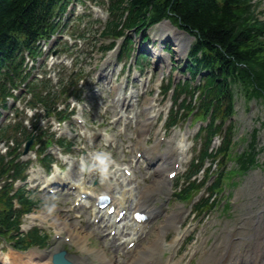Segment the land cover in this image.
I'll return each mask as SVG.
<instances>
[{
  "label": "rangeland",
  "instance_id": "374dc122",
  "mask_svg": "<svg viewBox=\"0 0 264 264\" xmlns=\"http://www.w3.org/2000/svg\"><path fill=\"white\" fill-rule=\"evenodd\" d=\"M90 1L87 0L83 2H79L78 6L76 7L77 13H83L88 12L87 16L85 17L84 21L80 24L79 20L76 21L77 15H71L70 21L67 23V28L65 31H63L64 36L67 37V34L70 37V41H76L75 44L71 46L70 50L68 51V56L65 57V63L59 64L58 66L54 64L52 67L53 69L57 70V68L60 67V70L57 72V75L61 78H66L69 74H71V71H76L79 66H83L85 74H89V72L93 69L94 65L99 61L98 59L100 56H102V51H99L98 47H101L103 45H108L110 43V39L106 37L99 38V32L103 27V22L105 19H103L102 22L95 21L93 18H96L95 13L90 8ZM97 1V0H96ZM259 1L260 8L264 11V0H254ZM103 12L105 14H108L105 6L100 5ZM88 24L89 27H88ZM89 29V37L87 39H81L76 34L78 32H81L83 30ZM73 32H76V34L73 35ZM64 37V38H65ZM137 42L140 38H136ZM60 40H58L57 46L60 45ZM121 45H122V40ZM119 41V42H120ZM66 42V41H65ZM162 44L161 42L157 43ZM65 44V43H64ZM77 44V45H76ZM139 45V43H137ZM56 46V45H55ZM63 46V45H62ZM60 47V46H59ZM57 47V48H59ZM94 48V49H93ZM56 49V48H54ZM91 50V53L84 54V50ZM176 60L177 64H182L184 60H182L181 57H184L183 55L173 54ZM79 58V65H75V61L77 58ZM83 65H82V64ZM44 68H48L47 65ZM153 70L157 72V68L151 67ZM60 72V73H59ZM165 74V70L162 68L159 69V73L155 76L153 71H147V74L145 75L146 78L150 77L149 85L147 86V92L143 94L138 100L139 108L141 112H138V115L140 118L145 117V103L152 97L156 96V103L157 107L162 109L161 110V119H165L166 115L171 114L172 108H177L178 105L168 107L167 111H165L164 106H167L168 102H172L173 95L163 94V87L166 83L165 80L161 82L160 79H158L162 74ZM171 72V71H170ZM176 81H178V78L186 77L188 74L184 73L183 70L180 69L179 72L174 71L173 72ZM77 74V73H76ZM167 77V74L164 76ZM160 81L159 89L157 82ZM152 99V98H151ZM20 103L19 106H23L25 101V97L19 98ZM110 105V104H109ZM15 110H12L8 112V115L5 117V119L13 121ZM104 112V111H103ZM109 114H104L100 110L96 114L90 113L88 117H86L87 125L95 130H99L102 128L100 123H104L103 126L105 129L108 128L109 132L111 134H114L116 137L117 146L116 147H106L102 140L96 139L94 143L87 142L86 138L83 137V135H80L79 132L81 131V128L77 125H72V134L62 133L61 130L55 129V126H57V122L54 121V119H50L51 122L42 119L41 124L45 127L48 126L53 134H56L54 137L56 139H64L66 142H72L73 145L65 153V150L63 152L65 155H71L73 159H75V156H79V163L74 169L73 177H77L80 175L83 164H82V157H87L86 161L91 160V154L90 151L94 149H99L100 152H104L105 150L110 151L113 156L114 160H109L112 164L109 167L112 168L115 164H136L137 165V180L136 184L139 188V190H144L148 184H151L154 179L158 178V174L154 172L152 175L148 172V169L143 167L142 162H135L137 156L134 152V147L137 142V139L139 137L134 135L135 131L140 130V126L137 122L129 120L128 124H123L122 121H120L116 125H112L109 123L108 118L111 117L116 113V109L114 106H110V109L108 111ZM21 117L24 115L28 116V127L32 128V116L29 110L28 114L23 113L19 114ZM159 115V114H158ZM8 117V118H7ZM42 117V116H41ZM27 118V117H26ZM169 117L166 121V126L164 128H167V137L168 140L173 134V130L181 128L183 131L187 130L188 124L192 125L195 122L194 116L184 117L183 120H181L176 126L174 127H167V123L169 121ZM235 119V147L234 152L237 153L239 151L244 150V148L247 147V143L250 140L251 132L254 128L258 127V143L257 148L260 150L258 154V159L261 163H259V166H256L249 171L245 172L244 175H235L231 179L226 180V188L223 190V192L218 193L216 196L217 204L213 207L212 211L200 213L196 212L195 209L193 210L192 205L190 204V201H180L177 199L175 192L177 188V179L180 176V180L178 183L180 185L183 183L184 178H182V175L185 173V171L190 167L191 161L197 157H199L200 151L202 147L204 146L205 139L203 136L197 137L195 135L190 136V154L191 157L185 160V162L182 165L181 170L177 174L176 178L167 186H163L162 192L159 194V197L156 199H152L153 204H158L162 208L165 209V212L167 213H174L178 214V212L181 209L187 208L188 211L186 212L184 218H182V222L178 223L176 228L170 226L167 227V231L169 233L165 236H167V243H170L172 240H174L178 233L186 232L185 239L181 243L179 250L176 252L175 257L171 264H201L202 260H206L207 264H214V259L211 258L214 254L219 255L221 252H224L226 255L225 257H228V254L226 252L227 245L231 242L232 247L230 248V252L232 251V254H234L231 257H228L226 261H224L223 264H235L238 263V247L236 249L234 244L237 241H243V242H250L253 243L258 237L259 234L254 230L253 223H254V217L257 214L263 213L262 210L263 202L261 199L264 198V126L261 124L262 121H264V101L258 100V99H251L247 100L243 94L238 92L237 98H236V113L234 116ZM43 122V123H42ZM55 122L54 126L51 127V123ZM202 121H198L196 124L193 125L192 129L196 130L198 133L199 127L202 124ZM124 128L125 133H122L121 128ZM158 127L155 126V129ZM151 136V135H150ZM222 138L216 137L215 140L212 143V148H217L221 144ZM153 140L149 139V143H152ZM167 145V141H164V146ZM5 147V146H2ZM51 152L55 153V149H50ZM59 155V154H57ZM57 155L55 153L54 158L58 160L59 162L63 163L65 167H68V162H66L63 158H57ZM33 158V165L37 168H40V170L44 173H47L46 168L42 164L41 156L38 157V154L34 152L33 155H31ZM139 161V159H137ZM206 165L211 169H213L214 173L218 170L220 166H216V163H213L211 159H207ZM227 169H232L236 166V160L234 158L229 159L224 164ZM108 169V170H109ZM207 169V167H206ZM107 170V171H108ZM211 174V173H210ZM199 177L201 180L205 179V174L202 172ZM215 176H209L207 177L208 181L206 186L202 189L203 191L201 194L196 198H200L201 196L207 195V187L210 183H213ZM39 182V179L35 178L32 181L29 182L30 185L37 184ZM99 185L102 186L101 179L98 181ZM98 185V183H97ZM169 190L171 192H169ZM37 198L40 199V203L38 204V207L34 212H39L43 214H48L47 220H37V223L34 225H39L41 228H43L47 233H50L49 241L46 248H53V247H59L60 249L66 248L69 252V254H80L86 258V261L81 262V264H96L97 259L93 254H89L87 251H83L78 246L72 244V242L67 241L65 237L67 236L65 231L60 232L61 237L57 236L56 230L57 226L54 227L55 223H59V220L56 218L57 215H61L62 217L65 216L67 218V221L71 223L72 225H76L77 227L81 229H85L87 232H89V241L88 245L89 248H95L98 245L102 244L103 239H105L106 245L109 249L110 256H118L120 260V264H131L130 258L131 255H127L124 253V247L125 244H123L118 250L117 244L112 245V239L109 238L108 232L110 228L108 226L103 227V223H101L102 229L99 230L98 227L92 223L90 214L87 212L86 207L83 206L80 209H76L75 211H71V208L73 206V200L75 199V194H49L46 191H36ZM194 199V200H196ZM165 202V203H164ZM230 202V207L226 208V203ZM69 216H67V211ZM161 213L157 220L155 221L154 225L151 227V229L146 233L140 236V241L138 242L139 245L142 243L148 241L149 239H152L156 236L158 233V225L162 224L166 220V213ZM78 214H81V217H77ZM168 214V215H169ZM50 215V216H49ZM80 218V219H79ZM27 219L24 220V222ZM246 222V223H244ZM33 226V224H32ZM178 227V228H177ZM100 228V227H99ZM106 247V248H107ZM112 247V248H111ZM33 246L30 247L28 250L23 251L24 254H29L32 251L41 252L46 249ZM226 248V249H225ZM15 249L11 246L9 242H7L5 239L0 238V264H4L2 261L6 260L5 257ZM59 250V249H58ZM173 253V249L170 246H167V249L162 257L164 264L168 257ZM243 255L244 253L241 252ZM240 256V255H239ZM209 258V259H208Z\"/></svg>",
  "mask_w": 264,
  "mask_h": 264
},
{
  "label": "trees",
  "instance_id": "16d2710c",
  "mask_svg": "<svg viewBox=\"0 0 264 264\" xmlns=\"http://www.w3.org/2000/svg\"><path fill=\"white\" fill-rule=\"evenodd\" d=\"M69 1L0 0V105H6L12 89L27 78L25 52L32 56L38 54V40L57 31L59 23L56 18L63 13ZM108 9L110 19L105 24L103 36L119 37L131 29L139 32L163 18H169L195 36L189 50L187 69L192 74V81L201 71L206 73L202 74L200 84L188 81L179 87L191 94L200 90L199 114L204 119L211 114L207 126L209 141L222 130L225 119L233 113L237 87L249 98H264V20L258 16L257 4L251 0H108ZM126 41L131 42L132 37L127 36ZM48 83L49 80H44L29 84L33 103H51L52 92L43 95L41 90ZM8 130L9 126L0 127V139ZM255 142L253 136L249 150L237 154L243 169L248 167L249 159H254L250 149L255 147ZM231 144L227 139L218 155L228 156ZM16 149L9 153H15ZM26 166L27 163L16 161L15 157L7 159L6 155L0 154L2 234L17 231L23 211L29 210L34 203L23 188L10 193L12 180L22 176ZM6 175L12 180H5ZM16 196L20 208L15 207L13 199ZM29 237L33 242H44V236L38 229H34ZM29 237L15 238L16 246L25 248L32 244Z\"/></svg>",
  "mask_w": 264,
  "mask_h": 264
},
{
  "label": "bare ground",
  "instance_id": "6f19581e",
  "mask_svg": "<svg viewBox=\"0 0 264 264\" xmlns=\"http://www.w3.org/2000/svg\"><path fill=\"white\" fill-rule=\"evenodd\" d=\"M165 26H169L176 33L180 32L169 24H165ZM175 41H176V38H175ZM176 44L178 47L179 46L178 41ZM156 50L160 52V50H158V49H156ZM155 53H157V52H155ZM146 106H147V110L149 109L150 112H148L145 120H142L143 121L142 124H144V125L151 122V121L154 122V120H155V116L153 115V112H152L153 110L151 109V106H153V102H151L150 104H146ZM140 123H141V121H140ZM141 131H142L141 135H143V133H144L143 127H142ZM84 132L89 136V138H92V137L95 138L97 135H99V133H96V132L88 130V129L84 130ZM185 145H186V143H184V141L182 139V140H180L178 145H176V147L182 153L185 151V148H186ZM168 150H169L168 152H171L170 151L171 148L168 147ZM166 169H168V168L163 166V165H162V167H158L156 170H158L160 173L159 178L155 179L144 190L140 191L138 194H135L134 193V186L132 185L131 182H129L130 180L127 181L128 178L122 177V174L120 172L122 170V168L117 167L115 169H112V170H114V171H112V174H113L112 178H111V176H109V174H106L105 177H106V183L108 184L107 187H108V189H110L112 186L121 185L122 182L126 181L128 188H130L129 194L132 196L133 201L129 204L125 200V197L124 198L123 197L118 198L113 193V195L116 197V200L119 201V205L120 206L128 205L129 208L131 209L130 210V212H131L130 216H132L131 215L132 212L134 210H136L138 207H140L142 209L148 208L149 209V210H147L148 214L152 215L153 212L151 210L156 209L155 211H157L159 208H156L155 206H152L153 208H150L149 205H151V203H146V201H148L151 194H154L155 191L161 190L163 188V186L167 185L168 180H167V178H164V176L162 175ZM57 172H59V171H57ZM133 174H134V172L129 177H131ZM42 178H45V177L43 176ZM120 178H122V179H120ZM58 179L64 180V181H69L70 183L76 184V191L79 193L87 190L89 194H88L87 198H82V202L83 203H89L92 200V205L94 206L93 202H94V199L97 197L94 195L96 188L91 187V186H87L86 185L87 181H86L85 177H81V178L77 179V178H72L70 173H66L65 175H59V174L54 173L51 177L45 178L46 181L54 180V182ZM70 179H74L75 182H73ZM113 179L115 181H113ZM124 187H126V186H124ZM108 189L106 191H108ZM101 191H104V190H101ZM115 191L116 190H114L113 192H115ZM101 193H105V191L101 192ZM30 217L32 220H36V218H41V219L47 218V215L46 214L43 215L42 213H39L38 215H36V213H33L30 215ZM56 218L59 220V224L57 225V227H59L58 229H60L61 231L62 230L67 231V234L70 236V239H71L70 242L75 243L79 248L85 249L90 254H94L96 259L100 262V264H120V261L117 257L110 256V254H108L109 250L103 244H100L95 248H89V245H88L89 232H87L85 229H81V228L77 227L76 225H72L71 223H69L67 221V218L65 216L62 217L60 214L57 215ZM128 218H129V215H127L126 219H128ZM177 218H178V215L175 216V213L172 214L171 216H169V218H166V221L162 225L158 226V233L156 234V236L154 238L149 239L148 241L142 243L139 247L137 245H135V247L131 250V253H132L131 258H130L131 264H159L160 262H162V254L164 253V250L167 247V244H166L167 240H165L164 235L161 234V230L167 228L170 225L175 226L176 225L175 221L177 220ZM262 222H263V226L260 228L261 231L259 230L260 234H264V221H262ZM137 224H139V222H135V221H133V219H132V221L126 222L125 225L128 226L129 228H131V230H133V232L128 233L129 237L136 238V232L135 231H136ZM259 224H260V220H259ZM60 225H63V226L61 227ZM122 228H124V227L121 224L118 225V229H117L116 234H120ZM141 229H142V226H141ZM184 235L185 234H183L182 237ZM115 238H116V236L113 237V239H115ZM180 239H182V238L177 237L174 239V241L172 243L174 251L178 247V245L181 241ZM239 243H236L233 246H235L236 249H237V247H239V245L245 247V248H243V250H242V248L240 249L241 251H244L243 262L245 264H264V237L262 239H257L255 242L250 243V244H245V243H241V242H239ZM237 244H239V245H237ZM112 245H114V242ZM231 247H232V243H229L227 245V248L230 250ZM118 248H119V245H118L117 249ZM240 250H239V253H240ZM53 252H54V250L51 249V250L43 252V253L32 251L31 253L26 254V255H22L21 253H13L10 255V257H8L10 259V262L9 261L8 262L11 264H34V261H36L37 264H53L52 263ZM231 252L229 253L228 257H231L234 255ZM248 253H252L251 254V256L253 257L252 261H249L250 258L247 259V256H249ZM225 255L226 254L224 252H221L219 255L214 254L213 256H211V258L214 259V264H223L224 261H226L228 259V257H225ZM25 256H26V258H25ZM69 257H71L72 260L74 259L75 262H77V263L84 261V258L81 256H69ZM240 258H241V254H240ZM172 259H173V256L168 257L166 264H170ZM201 264H207L206 260H202Z\"/></svg>",
  "mask_w": 264,
  "mask_h": 264
},
{
  "label": "water",
  "instance_id": "95a60500",
  "mask_svg": "<svg viewBox=\"0 0 264 264\" xmlns=\"http://www.w3.org/2000/svg\"><path fill=\"white\" fill-rule=\"evenodd\" d=\"M63 252L55 255V261L58 263L61 259H63Z\"/></svg>",
  "mask_w": 264,
  "mask_h": 264
},
{
  "label": "snow or ice",
  "instance_id": "6c2138e0",
  "mask_svg": "<svg viewBox=\"0 0 264 264\" xmlns=\"http://www.w3.org/2000/svg\"><path fill=\"white\" fill-rule=\"evenodd\" d=\"M174 175V174H173Z\"/></svg>",
  "mask_w": 264,
  "mask_h": 264
}]
</instances>
